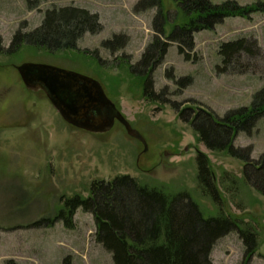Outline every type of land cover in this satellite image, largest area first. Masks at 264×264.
<instances>
[{
  "label": "rangeland",
  "instance_id": "obj_1",
  "mask_svg": "<svg viewBox=\"0 0 264 264\" xmlns=\"http://www.w3.org/2000/svg\"><path fill=\"white\" fill-rule=\"evenodd\" d=\"M147 1H160L167 16H174L170 0H0V264H112L110 254L95 242L89 213L78 209L72 228L61 221L35 224L52 219L64 197H86L93 181L119 175L168 194L186 192L205 217L218 216L219 208L199 190L197 154L209 161L222 213L255 231L257 251L249 264H264V196L244 183L241 161L207 150L173 108L202 107L222 117L249 105L264 86V0H209L234 1L260 11L247 18H226L212 30L194 33L191 61L178 55L174 44L169 47L152 73L156 102L143 98L130 69L152 40L157 8L135 9ZM65 6L96 14L101 31L85 34L76 51L51 53L23 46L17 54H6L18 29L32 31L47 9ZM114 35L123 37L124 46L115 51L103 48ZM240 37L255 39L260 56L247 61L246 73L218 75L219 45ZM23 63L49 65L98 81L144 143L130 138L117 122L102 135L66 124L41 91L24 87L16 71ZM186 77L192 80L188 87L175 84ZM233 144L251 148L252 160L263 156L264 117L250 136L240 133ZM244 249L237 233L231 232L215 243L211 262L242 264Z\"/></svg>",
  "mask_w": 264,
  "mask_h": 264
},
{
  "label": "trees",
  "instance_id": "obj_2",
  "mask_svg": "<svg viewBox=\"0 0 264 264\" xmlns=\"http://www.w3.org/2000/svg\"><path fill=\"white\" fill-rule=\"evenodd\" d=\"M170 1L176 9L172 18L163 11L160 1L139 2L135 7L136 10L157 8L152 21V40L136 65L130 67L139 80L143 98L151 102L159 98L153 90L152 73L163 62L169 47L174 44L178 55L191 61L194 33L212 30L226 18H247L260 11L259 7L241 6L234 1L218 4L209 0ZM101 29L97 15L86 9L54 7L44 12L36 29L29 32L18 29L6 54H17L23 46L51 53L76 51L77 42L85 34L94 35ZM124 44L123 37L114 35L102 47L115 51ZM260 54L261 49L253 38L224 42L217 50L220 61L215 72L218 75L246 73L247 61ZM191 82L186 77L175 84L183 89ZM173 108L207 150L241 161L244 183L264 196V155L252 160L251 148L233 144L240 133L250 136L264 117V86L255 92L249 105L230 110L222 117L202 107L174 105ZM195 164L199 190L219 208L218 216L205 217L186 192L168 194L129 175H119L110 181H93L86 197H64L57 214L35 226H52L61 221L66 228H72L75 212L81 209L92 216L95 242L110 254L112 264H212L210 255L215 243L236 232L245 248L242 264H249L257 251L255 231L222 213L221 193L214 183L207 157L197 154Z\"/></svg>",
  "mask_w": 264,
  "mask_h": 264
},
{
  "label": "water",
  "instance_id": "obj_3",
  "mask_svg": "<svg viewBox=\"0 0 264 264\" xmlns=\"http://www.w3.org/2000/svg\"><path fill=\"white\" fill-rule=\"evenodd\" d=\"M16 71L24 87L32 92L41 91L71 127L102 135L117 122L130 138L144 143L93 78L44 64L23 63Z\"/></svg>",
  "mask_w": 264,
  "mask_h": 264
}]
</instances>
